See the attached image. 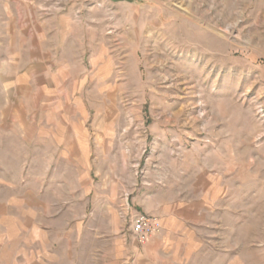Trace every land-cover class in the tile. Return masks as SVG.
Wrapping results in <instances>:
<instances>
[{"label":"rangeland","instance_id":"374dc122","mask_svg":"<svg viewBox=\"0 0 264 264\" xmlns=\"http://www.w3.org/2000/svg\"><path fill=\"white\" fill-rule=\"evenodd\" d=\"M125 205L264 264V0H0V264H134Z\"/></svg>","mask_w":264,"mask_h":264},{"label":"crops","instance_id":"0c3cea01","mask_svg":"<svg viewBox=\"0 0 264 264\" xmlns=\"http://www.w3.org/2000/svg\"><path fill=\"white\" fill-rule=\"evenodd\" d=\"M173 209L169 212H165L164 208L146 209L149 214L159 218L162 229L149 239L139 255H135L134 264H178L190 260L192 245H198V240L191 237L177 238L174 235L186 230L184 224L190 222L193 216L189 212L186 214L187 209Z\"/></svg>","mask_w":264,"mask_h":264},{"label":"built area","instance_id":"2783aa9c","mask_svg":"<svg viewBox=\"0 0 264 264\" xmlns=\"http://www.w3.org/2000/svg\"><path fill=\"white\" fill-rule=\"evenodd\" d=\"M123 214L127 218L131 236L141 246L161 232V222L155 216L134 213L126 205L123 208Z\"/></svg>","mask_w":264,"mask_h":264}]
</instances>
